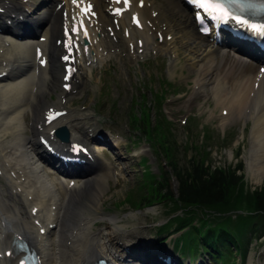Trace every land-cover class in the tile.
I'll return each mask as SVG.
<instances>
[{"label": "bare ground", "instance_id": "6f19581e", "mask_svg": "<svg viewBox=\"0 0 264 264\" xmlns=\"http://www.w3.org/2000/svg\"><path fill=\"white\" fill-rule=\"evenodd\" d=\"M162 1L178 12L183 4ZM82 8L89 9L82 15ZM115 9L123 11L113 14ZM176 17L156 0H0V264H18L22 254L14 257L11 243L20 239L35 250L39 264H93L109 257L121 264H151L141 251L146 240H136L137 230H127L123 218L103 209L108 189H122L131 182L120 153L106 162L95 147L108 142L92 137L86 127L91 116L77 114L68 105L72 97L86 96L92 64L111 63L107 58L115 49L133 59L150 47L161 48L160 38L174 58L186 51L184 77L192 75L186 105L199 98L212 100L223 115V129L249 121L247 170L258 181L264 178V53L221 38L223 45L237 49L228 52L200 35L194 21V29L179 31L186 42L177 47L175 34L181 22ZM134 19L139 20L138 27ZM78 20L84 21L85 29L73 32ZM243 53L257 57V62L248 61ZM66 66L72 70L67 79ZM77 104L85 105V97ZM59 111L64 115L46 125V117ZM60 127L68 131L67 142L54 134ZM70 145L77 146L76 155ZM113 147L118 151L121 145L116 141ZM60 157L84 163L64 166ZM113 168L118 177L109 186ZM51 169L60 172L61 182L52 177Z\"/></svg>", "mask_w": 264, "mask_h": 264}, {"label": "rangeland", "instance_id": "374dc122", "mask_svg": "<svg viewBox=\"0 0 264 264\" xmlns=\"http://www.w3.org/2000/svg\"><path fill=\"white\" fill-rule=\"evenodd\" d=\"M156 2L174 12L181 22L175 34L177 47H180L186 40L180 37L179 31H189L191 27L194 29L192 15L179 2V12L169 8L165 1ZM169 40L170 37H166V41ZM160 41L159 47L162 49L150 47L136 53L133 59L122 49H115L107 58L111 59V63L106 60L94 62L91 68L93 75L89 74L90 81L84 89L86 96L78 94L68 103L77 114L91 116L86 127L93 131L92 137L108 142L107 146L101 144L91 147L94 146L106 162L119 152L121 166L130 176L128 186L107 190L108 195L104 198L108 197V200L103 206L104 212L118 214L123 218L121 221L127 230L139 232L136 240H146L145 244L141 241L144 245L141 251L151 264H211L208 256H192L191 259L181 257L189 251L188 244L191 237L195 236L193 230L179 237L183 244L180 248L182 255H173L176 235L157 236V226L172 216L185 217L181 211L183 207L176 208L169 202L154 205L149 202L162 200L161 197L152 198L157 192L159 181L165 186L164 180H167L169 190L174 194L177 191L176 177L169 167L163 168L164 162L180 172V175L192 163H203L211 170L218 168L235 172L236 176H241V181L238 190L233 193L234 198L227 202L230 206L226 207V211L223 208H184L183 211L194 212L199 218L209 221L217 218L215 222L227 218L225 224L228 223L230 230L240 238L241 247H231L230 252L226 253L228 259L224 264H264V217L255 216L250 200L251 195L264 188V178L258 181L251 176L245 161L249 150L250 122L245 124L240 120L223 129L220 125L223 115L212 100L206 103L199 98L186 105L191 96L192 84V75L186 79L187 70L182 68L188 62L185 57L187 53L184 51L180 59H176L164 49ZM121 86L123 92L120 91ZM83 97L85 105H78L77 102ZM52 98L56 100L54 95ZM48 100L51 101L50 98ZM211 116L215 117L213 122L210 121ZM30 126L31 117L28 115L27 135H30ZM147 126L150 137L146 135ZM116 141L121 145L118 151L113 147ZM125 158H130V161ZM239 164L242 171L237 170ZM112 170L113 180L109 186L114 185L118 177V169ZM51 171L52 177L61 182L63 178L53 169ZM165 198L170 197L165 195ZM248 215L253 216L248 220ZM167 259L169 262H166Z\"/></svg>", "mask_w": 264, "mask_h": 264}, {"label": "trees", "instance_id": "16d2710c", "mask_svg": "<svg viewBox=\"0 0 264 264\" xmlns=\"http://www.w3.org/2000/svg\"><path fill=\"white\" fill-rule=\"evenodd\" d=\"M146 135L148 137L151 135L149 126H147ZM238 169H241V164L237 166ZM173 171L178 181L177 196L175 197L172 191L169 190L167 180H164L165 186L158 183V193L156 192L152 196L153 199L158 197L164 199L165 195L169 196L170 198L167 201L172 206H176V208L183 207L181 211L185 217L179 218V216H176L174 220L171 219L169 221L173 227L169 228L167 226L166 228V230L169 229L168 231L173 233L190 227L193 222L192 218L196 214L194 212L183 211L184 208L201 210H218L223 208L226 211V207L230 206L227 202L232 201L234 198L233 193L238 190L241 181V178L236 176L235 172H225L218 169L210 172L208 168L203 166V163H192L181 175L175 168H173ZM250 200L252 208L256 213L255 216L260 215L264 217V188L251 195ZM231 208L233 209V207ZM247 217L248 220L252 218L250 216ZM215 220L210 219L214 223L213 225L210 224L207 218H204L202 219L201 227L193 229L196 236L191 238L188 244L189 253L196 255L201 249L205 255L210 257L214 264H224L228 259L226 253L230 252L231 247L236 246V248H240L239 244L241 240L230 230V225L228 223L225 224L227 218H224V221L221 222H215ZM219 224L222 225L218 226Z\"/></svg>", "mask_w": 264, "mask_h": 264}, {"label": "snow or ice", "instance_id": "6c2138e0", "mask_svg": "<svg viewBox=\"0 0 264 264\" xmlns=\"http://www.w3.org/2000/svg\"><path fill=\"white\" fill-rule=\"evenodd\" d=\"M76 2H77V0H73V3H76ZM125 2H127V0H125ZM194 3H197V4H204V3H206V0H194ZM215 7L218 8V9H220L221 12L223 13V15L218 16V18H220V19H224V16L227 15L226 10H224V9L222 8V5H220V4H217ZM232 19H236V18H235V17H232ZM72 31H73V32H77L78 30H77L76 27H74V28L72 29ZM85 35H86V32H85ZM38 51H39V50H38ZM63 59H64L65 61H68V60H69V57L65 56V57H63ZM43 62H44V61L41 60V63H43ZM67 78H68V77H67V75H66V79H67ZM56 115L58 116L59 113H57ZM49 122H51V117H49Z\"/></svg>", "mask_w": 264, "mask_h": 264}]
</instances>
